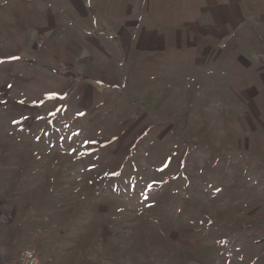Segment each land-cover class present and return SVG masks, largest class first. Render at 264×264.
Masks as SVG:
<instances>
[{
  "label": "rangeland",
  "instance_id": "374dc122",
  "mask_svg": "<svg viewBox=\"0 0 264 264\" xmlns=\"http://www.w3.org/2000/svg\"><path fill=\"white\" fill-rule=\"evenodd\" d=\"M33 222L45 264H264V0H0V223Z\"/></svg>",
  "mask_w": 264,
  "mask_h": 264
},
{
  "label": "crops",
  "instance_id": "0c3cea01",
  "mask_svg": "<svg viewBox=\"0 0 264 264\" xmlns=\"http://www.w3.org/2000/svg\"><path fill=\"white\" fill-rule=\"evenodd\" d=\"M22 225L15 223L5 225L0 223V254L1 260L4 262L18 260L22 253L27 249H33L38 252L40 263L45 264L46 261L41 255L39 248V236L42 233L41 229L35 225ZM29 233H32L29 236Z\"/></svg>",
  "mask_w": 264,
  "mask_h": 264
},
{
  "label": "built area",
  "instance_id": "2783aa9c",
  "mask_svg": "<svg viewBox=\"0 0 264 264\" xmlns=\"http://www.w3.org/2000/svg\"><path fill=\"white\" fill-rule=\"evenodd\" d=\"M0 264H41L38 253L33 249L25 250L21 257L16 261L4 262L1 260L0 254Z\"/></svg>",
  "mask_w": 264,
  "mask_h": 264
}]
</instances>
